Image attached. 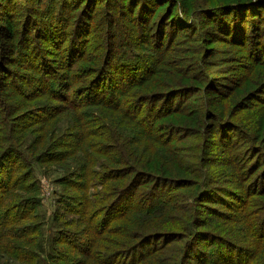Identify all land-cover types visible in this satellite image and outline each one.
<instances>
[{"label": "trees", "instance_id": "trees-1", "mask_svg": "<svg viewBox=\"0 0 264 264\" xmlns=\"http://www.w3.org/2000/svg\"><path fill=\"white\" fill-rule=\"evenodd\" d=\"M24 1L0 0V264H264V0L195 14L200 33L199 0ZM220 42L244 52L227 84ZM247 73L254 140L207 107Z\"/></svg>", "mask_w": 264, "mask_h": 264}, {"label": "rangeland", "instance_id": "rangeland-1", "mask_svg": "<svg viewBox=\"0 0 264 264\" xmlns=\"http://www.w3.org/2000/svg\"><path fill=\"white\" fill-rule=\"evenodd\" d=\"M44 2L48 0H43ZM200 1V9L197 13L193 12L190 16V21H186L187 24H193L194 27L197 28V31L200 33L202 30V26L195 25V14L203 15L207 14L209 9H212V6L220 5L221 3H229L231 5L237 4L236 2H242L245 0H208L205 4V7L203 6V3ZM221 2V3H220ZM26 2L24 0H18V4L16 6L15 12L16 14H20L26 6ZM155 7L156 13L155 16L160 12V10L163 8L169 10V6L163 3V1L159 2L158 5ZM221 8H226L225 6H222ZM204 11V13H203ZM250 13L247 16L248 26L247 31L248 35L253 36L258 34H262V37L264 38V21H260L261 14H264V8H256L254 11L249 10ZM258 13V14H255ZM218 16H220V19H222L223 22H229L231 25H234L233 27H237L239 25V21L241 20L240 17H244V14H237L234 12V14L230 15V18H225L223 15H216L215 18L218 19ZM254 18V19H253ZM209 19V17H207ZM205 19L204 23L208 22V20ZM258 20V21H257ZM262 23V24H261ZM261 24L260 27H256V25ZM209 30V29H208ZM190 32L189 29H186L181 34H186ZM189 34V33H188ZM195 45V44H194ZM219 45L223 49V54L220 58H208L209 62V69L206 70L207 74H210L216 78H218L219 82L222 84H227L231 80H234L239 76L240 74H243L245 70L242 71V65L243 61L245 62V59L243 60L242 57L244 56V52L242 49L234 47L228 42H220ZM92 44L88 45V49H91ZM203 49V47L201 48ZM259 46L254 47V55H252V58L260 56ZM222 62H225L222 64ZM202 69L194 70L193 73L199 72V70L206 69L204 65H200ZM237 68H240L238 71ZM246 73V72H245ZM246 79L242 76L241 80L238 81L237 89L234 90V86L230 88L229 92L231 94V97L227 100L220 101L214 105L207 106L208 108H213L221 117L225 118V121L232 122L236 124V126L243 132L245 136H247V139H250V134L253 135L254 140V100L251 99L247 100L245 103L247 105L241 104V101L245 100L247 97L251 95V92L254 91V80H249L250 78H254V73H250L246 75ZM194 100L191 99L189 102H193ZM199 102V101H198ZM202 102V101H201ZM198 103V104H201ZM249 106V107H246ZM173 124H178V120L176 119ZM188 140H194V139H188ZM192 142V141H191ZM37 176L41 182L42 190H43V207L42 212L44 215L49 216L56 206V191L59 188L58 185L55 183L56 178L61 173V170L57 166H52L49 168H43L38 167L37 168ZM224 186H229L228 183L224 184ZM240 205L237 204V207ZM17 264V263H14Z\"/></svg>", "mask_w": 264, "mask_h": 264}]
</instances>
